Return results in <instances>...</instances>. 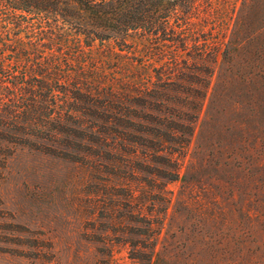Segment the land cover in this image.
Instances as JSON below:
<instances>
[{
  "label": "rangeland",
  "instance_id": "rangeland-1",
  "mask_svg": "<svg viewBox=\"0 0 264 264\" xmlns=\"http://www.w3.org/2000/svg\"><path fill=\"white\" fill-rule=\"evenodd\" d=\"M223 58L204 101L173 99L177 130L129 103L139 118L123 146L85 131L64 136L72 141L60 150L14 147L0 164V264H138L130 257H151L155 246L173 264H264V113L247 73ZM148 224L159 239L145 235Z\"/></svg>",
  "mask_w": 264,
  "mask_h": 264
},
{
  "label": "trees",
  "instance_id": "trees-1",
  "mask_svg": "<svg viewBox=\"0 0 264 264\" xmlns=\"http://www.w3.org/2000/svg\"><path fill=\"white\" fill-rule=\"evenodd\" d=\"M98 42L106 55L95 52ZM130 54L158 69L135 65ZM220 55L247 73L264 113V0H0V164L16 146L60 150L85 131L123 146L139 118L129 116V103L158 113L152 124L177 130L173 99L204 101ZM115 59L123 67L106 66ZM199 72L207 76L200 87L185 89ZM160 234L148 224L150 240ZM156 250L130 259L173 264Z\"/></svg>",
  "mask_w": 264,
  "mask_h": 264
}]
</instances>
